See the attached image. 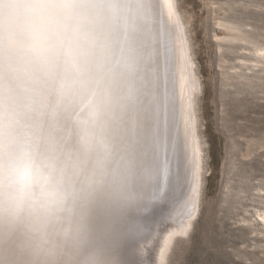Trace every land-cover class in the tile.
Returning <instances> with one entry per match:
<instances>
[{
  "label": "rangeland",
  "instance_id": "obj_1",
  "mask_svg": "<svg viewBox=\"0 0 264 264\" xmlns=\"http://www.w3.org/2000/svg\"><path fill=\"white\" fill-rule=\"evenodd\" d=\"M149 2L156 3L159 26L163 17L167 66L158 85L146 83L147 91L158 88L160 102L172 96L171 107L163 102L155 113L160 127L183 131L184 168L196 177L200 166L199 183L169 170L171 155L163 145L158 150L156 140L150 139L152 160L144 148L137 152L136 132L126 127L133 95L126 94L114 118L105 117L112 151L102 188L90 184L95 161L78 148V122L96 92L71 108L50 110L42 133L67 161L73 185L70 211L57 225L60 235L49 259L55 264H264V0H174L175 13L168 0H118L126 11L117 15L111 32L105 31L98 61L99 91L106 99L123 97L119 30H126L127 47L145 52L143 8ZM190 70L195 88L186 79ZM141 176L145 187L137 193ZM31 247L20 234L0 235V264H31Z\"/></svg>",
  "mask_w": 264,
  "mask_h": 264
},
{
  "label": "clouds",
  "instance_id": "obj_2",
  "mask_svg": "<svg viewBox=\"0 0 264 264\" xmlns=\"http://www.w3.org/2000/svg\"><path fill=\"white\" fill-rule=\"evenodd\" d=\"M121 11L118 0H0V235L26 237L31 264H55L49 257L72 196L69 165L42 133L47 112L96 92L78 122V148L95 161L90 184L102 188L108 179L105 117H115L126 94L101 95L98 61L102 37ZM135 71L129 44L128 84Z\"/></svg>",
  "mask_w": 264,
  "mask_h": 264
},
{
  "label": "bare ground",
  "instance_id": "obj_3",
  "mask_svg": "<svg viewBox=\"0 0 264 264\" xmlns=\"http://www.w3.org/2000/svg\"><path fill=\"white\" fill-rule=\"evenodd\" d=\"M168 1H169L171 10L174 11L175 13L174 0H168ZM152 4L153 3L151 2L146 4L148 10L143 7H139V8L144 9V13L146 10V14L148 15V20L146 19L143 20V22L146 24L145 28L147 29V36L145 38L144 44H147V45L145 46V52L142 50V47L139 48L140 49L139 52L134 51L133 49L134 58H135V66H136L134 78L132 79L130 84H128V81L126 79L123 80V77H122L121 82L119 83L120 85L119 90H120V93H123L122 96L127 94L132 97L133 95L132 100L130 99V102L127 108V111L129 113V118L132 117V119H129L130 124H126V127H128L129 125L128 129H130V131L135 130L136 132V135H135L136 140L133 139L136 142L133 144V146L137 148L136 149L137 152L140 153L141 149L144 148L145 151L148 152L149 158L152 160L154 144L150 143V139L156 140V143L158 145V150H160L161 145H163V148L165 147V149L167 150L166 154H169L167 155V157L171 155L172 162L170 161L169 170L176 172L177 176L179 175L180 177H183L185 173V168H184L185 160L184 159H185V153L187 150L186 143H185L186 142L185 136L183 134V131L181 132V130H178V128L173 130L171 127H160L161 125L159 124V122L161 121L160 116L158 114L156 115L155 113V107H157L159 104L163 102L165 103V105L167 106L170 105L171 107L172 96L170 94H167V96L162 100V102H160L161 100H159L158 98L160 94L158 92V88L157 90H155L153 86L152 91L151 90L147 91V86H146L147 84L151 86L154 83L158 85L161 73L163 74L165 70L164 66H167L166 64L167 63V56H166L167 44L164 38L166 32H165V27L162 24L163 17L161 14V20H160L161 22L159 26L157 24V18H156L158 17L157 16L158 10L155 7H153L154 4L156 3H154L153 6ZM119 23H120L119 21L117 20L115 21L116 25ZM111 26L112 27H109L107 29L108 32H111L113 28V24H111ZM125 32L126 30L124 31V29H120L118 33V35L123 39L124 46L121 49V53L123 57H125L126 50H127V45L126 43H124L125 41L124 33ZM159 52L161 53L160 56H159ZM183 58H185L184 51H183ZM187 63L189 64V61L186 60V64ZM187 74H188L186 76L187 81L189 78V81L191 83V88H195V84H194L195 82L191 75V70L187 71ZM140 77H141V80H140ZM138 81H139V85H138ZM125 85H127L126 89L124 87ZM167 114L168 113H165V116H164V124L165 122L168 121ZM174 157H175V161H174ZM195 157H196V162H198L199 154H196ZM173 162H174V166L172 167L171 163ZM145 163L147 165L150 164V162H145ZM199 167L196 168L195 184L199 183V170H200ZM192 203H193V207H196V203H197L196 198L193 199ZM193 214L195 215V213ZM186 223L187 225H189L190 221L187 220Z\"/></svg>",
  "mask_w": 264,
  "mask_h": 264
},
{
  "label": "snow or ice",
  "instance_id": "obj_4",
  "mask_svg": "<svg viewBox=\"0 0 264 264\" xmlns=\"http://www.w3.org/2000/svg\"><path fill=\"white\" fill-rule=\"evenodd\" d=\"M193 160H195V156L193 157ZM189 175H191L192 180L195 181V173L191 169L185 168L184 178L187 179ZM144 187H145L144 180L143 177L141 176L138 178L137 182L135 183L134 189L137 193H139L144 189Z\"/></svg>",
  "mask_w": 264,
  "mask_h": 264
}]
</instances>
